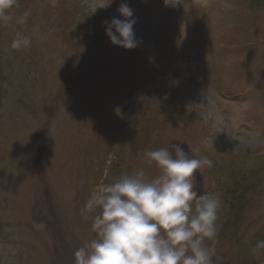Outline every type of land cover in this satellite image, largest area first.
<instances>
[{
	"label": "rangeland",
	"instance_id": "1",
	"mask_svg": "<svg viewBox=\"0 0 264 264\" xmlns=\"http://www.w3.org/2000/svg\"><path fill=\"white\" fill-rule=\"evenodd\" d=\"M109 2L17 0L0 21V264H74L96 238L82 215L91 192L140 169L159 175L147 151L188 148L180 106L202 130L191 132L202 146L193 154L225 156L209 194L244 188L237 227L221 202L211 264H264L254 250L264 240V0ZM121 3L133 9L134 49L102 25L124 19ZM18 34L30 46L12 48ZM212 166L193 173L194 191L206 175L212 184Z\"/></svg>",
	"mask_w": 264,
	"mask_h": 264
},
{
	"label": "clouds",
	"instance_id": "2",
	"mask_svg": "<svg viewBox=\"0 0 264 264\" xmlns=\"http://www.w3.org/2000/svg\"><path fill=\"white\" fill-rule=\"evenodd\" d=\"M51 2L55 6L57 0ZM170 2L175 0H165ZM16 3L0 0V21L12 19L7 11ZM117 11L124 19L102 21L105 35L113 45L134 49L133 9L121 3ZM30 44L18 34L11 47ZM145 157L160 169L159 175L146 178L140 169L91 192L82 215L92 220L96 238L74 252V264H211L214 249L208 242L217 240L221 199L218 194L197 196L193 173L213 162L191 157L179 144L147 151ZM254 250L260 254L264 240Z\"/></svg>",
	"mask_w": 264,
	"mask_h": 264
},
{
	"label": "trees",
	"instance_id": "3",
	"mask_svg": "<svg viewBox=\"0 0 264 264\" xmlns=\"http://www.w3.org/2000/svg\"><path fill=\"white\" fill-rule=\"evenodd\" d=\"M78 27L84 28L85 24H77V25L72 26L71 28H78ZM74 31L75 30H71V29L68 30V32L70 33L71 36H72ZM80 39H81L80 33L76 32L75 35L71 37V39H70L71 41L68 40V43L71 44V45H75V42L79 41ZM177 110H178V113H177V115H175L174 119H175V122L176 121L179 122L180 128L182 129L183 136H186L184 138V140L187 142L188 148L193 150V152L190 153V154H192L191 157L199 158L198 154H193V153L200 151V149H202V146H200L201 144L197 140H193V141L189 142V138L191 137V135H192L191 132H193L194 129L201 130V127L195 121L189 122L190 121L189 120L190 119V117H189L190 115H189L188 111H186L182 106H180ZM142 118H144V116ZM135 119H136V121L134 120V122L137 124V120H138L137 117H135ZM130 120H131V118H130ZM149 120H151V123L153 121L154 122H158V121H155L152 118V116H149ZM135 123H132V124L135 125ZM143 123L144 122L142 121V124ZM160 123L162 125H164V126H170V127L173 126V122H168L166 120H163V118H162ZM148 124H143V125L147 126ZM130 129H131L130 125L126 126L125 129H123V121L119 122L120 134L126 133V137H127V135L130 133ZM122 136L123 135H121V137ZM180 146L184 149V151H185V149L188 150V148L186 147V144L185 145L181 144ZM224 158H225V156L220 155L219 157L216 156L212 160V162H213V166H212L213 167L212 168L213 175L210 176L209 178L212 179V184H215V185L211 184V182H210L211 180H208L207 179V175H206V177L203 178V180L201 182L200 189L196 192L197 196L203 195L205 193L209 194L210 193V189H211L212 186L215 189H217V187L221 186V184H220L221 177H220V174L218 173L217 169H215V167H216L217 164L222 165L221 162H220V159L222 161V159H224ZM90 160H92V157L90 158ZM215 171L217 172L216 175H215ZM231 171L232 170H229V172H231ZM236 177H237V179H239V175L237 173H236ZM240 178H242V177H240ZM245 184L247 185L248 183H245ZM224 189H225V194H223V195H225V198H221L220 197L221 202L224 204V206H225L227 211L232 212L230 217L227 218V223L226 224L227 225H231L232 227L235 228V227L238 226V222L240 220L241 212H242V209H243V203H242L243 198L242 197L244 196V194L240 193V191H244V188L241 186V183L238 182V183H236V185L224 186Z\"/></svg>",
	"mask_w": 264,
	"mask_h": 264
}]
</instances>
